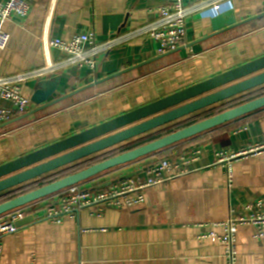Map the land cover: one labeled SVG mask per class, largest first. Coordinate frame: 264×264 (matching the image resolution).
Wrapping results in <instances>:
<instances>
[{"label": "crops", "instance_id": "0c3cea01", "mask_svg": "<svg viewBox=\"0 0 264 264\" xmlns=\"http://www.w3.org/2000/svg\"><path fill=\"white\" fill-rule=\"evenodd\" d=\"M27 1L30 10L26 16H14L3 24L10 39L6 48L0 49V76L61 60L64 53L51 47L50 39L67 41L75 34L94 32L97 42H105L119 32L150 23L158 15V7L167 2ZM206 1L184 0L188 6ZM228 10L235 12L237 21H243L264 12V0H222L193 13L187 19L186 45L167 55L158 54L156 42L141 36L99 55L95 71L69 66L46 78L27 81L22 92L31 98L39 81L60 76L52 100L148 62L0 127V164L263 56L264 16L212 33L211 19ZM107 15L124 17L119 32L104 31L103 18ZM34 108L33 104L31 110ZM208 110L115 145L0 196L170 129ZM195 151V160L180 165L187 168L186 174L150 186L144 192V201L131 208L104 206L99 213V206H90L73 215H62L57 223L43 216L49 203H56L62 191L29 204L34 220L2 238L0 264H227L221 244L199 241L197 237L211 230L221 234L224 227L219 224L252 214L253 204L264 200V107L78 185L103 190L131 178L142 181L148 177L147 170L162 158H190ZM243 151L248 153L227 162L217 161L218 152L231 155ZM256 234L253 225L238 227L237 264H264V235L258 238Z\"/></svg>", "mask_w": 264, "mask_h": 264}, {"label": "water", "instance_id": "95a60500", "mask_svg": "<svg viewBox=\"0 0 264 264\" xmlns=\"http://www.w3.org/2000/svg\"><path fill=\"white\" fill-rule=\"evenodd\" d=\"M264 12L243 21H237L235 12L228 10L211 19L212 33L216 34L240 24L258 19ZM122 15H107L103 18L104 31L111 29L112 33L119 32L118 28ZM172 52V51H171ZM167 52L163 55H167ZM150 61V60H149ZM148 62H143L103 79L95 80L84 88L77 89L62 97L50 100L57 92L60 76L37 83L31 97L36 108L22 114L0 127L12 124L30 117L40 110L49 107L60 100L76 94L88 87L111 79L128 70H132ZM264 85V55L221 74L193 84L153 102L133 108L124 114L87 128L81 132L56 141L52 144L29 152L18 158L0 164V194L36 180L64 167L88 159L93 155L113 148L120 144L141 137L151 131L159 129L209 109L215 105L230 100ZM264 107V95L244 102L208 118L184 126L162 137L132 148L116 156L94 163L79 171L61 177L55 181L41 185L33 190L0 203V215L14 209L39 201L54 195L73 185L83 183L107 170L136 161L142 157L156 153L171 145L189 139L205 131L211 130L237 118ZM34 220L30 215L17 223L18 226L28 224Z\"/></svg>", "mask_w": 264, "mask_h": 264}, {"label": "built area", "instance_id": "2783aa9c", "mask_svg": "<svg viewBox=\"0 0 264 264\" xmlns=\"http://www.w3.org/2000/svg\"><path fill=\"white\" fill-rule=\"evenodd\" d=\"M222 0H208L203 3L187 5L184 0H167L158 7V15L150 23L134 30L119 32L105 42H97L94 32L75 34L70 40L60 38L50 39L53 48L64 53V57L53 64H47L33 70H27L15 74L0 76V125L29 112L33 102L31 98L23 95V85L33 79H43L53 75L69 66L79 69L97 68V57L103 52L111 50L115 46L144 36L152 39L158 45V54L175 51L187 43V19L193 13L198 12ZM30 4L27 0H1L0 1V49L6 48L10 34L3 28L5 21L14 16H26L29 13ZM3 102L9 103L3 105ZM258 148V147H257ZM256 148V149H257ZM255 148H253L254 150ZM198 151L193 152L190 158L180 159L162 158L147 170L145 180H132L113 185L103 190H88L80 185H73L58 194V201L51 202L45 209L43 218H51L59 223L62 215H73L83 208L99 206L97 212L105 207L131 208L144 201V192L150 186L165 180H173L186 174L187 165L196 159ZM243 151L231 155L224 152L216 154L218 163L227 162L241 155L247 154ZM229 183L232 174L228 172ZM32 207L26 205L0 215V253L2 252V238L19 230L18 221L32 215ZM253 225L261 238L264 235V200H257L252 206V214L248 216H237L229 218L219 225L224 231L219 234L214 230L203 232L198 235L199 241L210 240L221 244L225 249L227 264H237L236 234L240 225Z\"/></svg>", "mask_w": 264, "mask_h": 264}, {"label": "trees", "instance_id": "16d2710c", "mask_svg": "<svg viewBox=\"0 0 264 264\" xmlns=\"http://www.w3.org/2000/svg\"><path fill=\"white\" fill-rule=\"evenodd\" d=\"M244 94H242L241 96L239 95V97L236 96V97H234V98H232L230 100L222 102L220 107L213 108L214 107L213 106V107L209 108L208 111H205L204 113H202V114H200V115H198V116H196L194 118H191V119H189V120H187V121H185L183 123L177 124V125H175L174 127L170 128V129L161 131V132L156 133L154 135H150V136H148L146 138H143V139H140V140H138L136 142H132V143L128 144L127 146H124V147L119 148V149H117L115 151L109 152V153H107V154H105V155H103V156H101L99 158H96V159H93V160H89V161H87V162H85V163H83L81 165H76V166L70 167V168H68V169H66L64 171H59L56 174H53V175L48 176V177H45V178H43V180H38V181H36V182H34V183H32V184H30V185H28V186H26V187H24L22 189L14 191L12 193L10 192V193L4 194V195L0 196V203L3 202V201H6L8 199H11V198H13L15 196H18L20 194H23L25 192H28V190L29 191L33 190V189H35V188H37V187H39L41 185H45V184L50 183L52 181H55V180H57V179H59L61 177H64L66 175H69L71 173L79 171V170H81V169H83L85 167H88V166H90V165H92L94 163H97V162H100V161L105 160L107 158L116 156L117 154H120V153L125 152L127 150H130L132 148H135V147H138V146H140L142 144L150 142V141H152L154 139L162 137V136H164V135H166L168 133H171V132H173V131H175L177 129H180V128L184 127V126H188L190 124H193L195 122H198L200 120L208 118V117H210L212 115H215L217 113H220V112L225 111L227 109H230L232 107H235V106L237 107V105H240V104H242L244 102H247L249 100H252L254 98L262 96V95H264V85L259 87L257 90L255 89V91H252V93L245 94V95ZM219 127L220 126H218L216 128H219ZM216 128H213V129H216ZM213 129H211V130H213ZM208 131H210V130H208ZM200 134H202V133H200ZM200 134H198V135H200Z\"/></svg>", "mask_w": 264, "mask_h": 264}]
</instances>
